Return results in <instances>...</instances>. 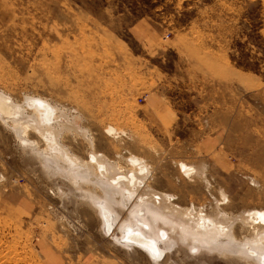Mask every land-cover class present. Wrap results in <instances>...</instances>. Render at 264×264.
Returning <instances> with one entry per match:
<instances>
[{
    "label": "rangeland",
    "instance_id": "1",
    "mask_svg": "<svg viewBox=\"0 0 264 264\" xmlns=\"http://www.w3.org/2000/svg\"><path fill=\"white\" fill-rule=\"evenodd\" d=\"M0 94L79 114L87 136L59 139L75 156L95 150L126 173L138 157L154 192L256 239L241 216L264 211V0H0ZM10 129L0 117V197L25 201L0 213V264H249L181 242L161 258L123 246L129 209L115 204L109 233Z\"/></svg>",
    "mask_w": 264,
    "mask_h": 264
},
{
    "label": "bare ground",
    "instance_id": "2",
    "mask_svg": "<svg viewBox=\"0 0 264 264\" xmlns=\"http://www.w3.org/2000/svg\"><path fill=\"white\" fill-rule=\"evenodd\" d=\"M25 99L23 104L18 105L0 94V117L10 130H14L19 140H24L25 146L35 152L44 167L62 175L81 191V198L96 209L109 233L118 229L120 234L115 236L117 242L123 246L136 245L155 258H161L168 249L177 244L179 246L181 242L194 253L204 249L214 250L220 255L242 258L249 264H264V211L243 213V224L250 226L256 239L250 240L249 236L237 239L232 222L223 214L222 218L194 215V210H182L172 203L175 196L154 192L145 183L150 173L149 166L142 159L130 157L126 173L123 172L125 167L119 166L118 161L114 164L95 150L88 161L75 156L60 144L59 139L68 137L69 133L87 136L86 128L79 126L82 117L79 114L68 116L69 111L52 100ZM29 132L40 134L48 145L47 149L42 150L25 139ZM113 132L110 130L109 133ZM182 171L190 175L193 169ZM84 186L93 187L96 194L87 188L84 190ZM98 190L103 195L100 193L99 196ZM115 204L129 209L130 214L129 220L120 222L117 229L119 214Z\"/></svg>",
    "mask_w": 264,
    "mask_h": 264
},
{
    "label": "crops",
    "instance_id": "3",
    "mask_svg": "<svg viewBox=\"0 0 264 264\" xmlns=\"http://www.w3.org/2000/svg\"><path fill=\"white\" fill-rule=\"evenodd\" d=\"M25 195L19 191H8L0 197V213L8 215L18 211L25 201Z\"/></svg>",
    "mask_w": 264,
    "mask_h": 264
}]
</instances>
